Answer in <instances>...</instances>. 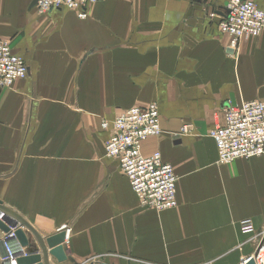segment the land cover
Wrapping results in <instances>:
<instances>
[{
	"label": "crops",
	"instance_id": "obj_1",
	"mask_svg": "<svg viewBox=\"0 0 264 264\" xmlns=\"http://www.w3.org/2000/svg\"><path fill=\"white\" fill-rule=\"evenodd\" d=\"M227 1L105 0L79 19L0 0V40L28 65L0 88V202L42 238L67 226L62 264H242L264 244V157L219 164L208 135L226 104L264 102V33L231 49ZM150 103L161 134L141 153L177 177L164 211L140 207L104 157L102 121Z\"/></svg>",
	"mask_w": 264,
	"mask_h": 264
},
{
	"label": "built area",
	"instance_id": "obj_2",
	"mask_svg": "<svg viewBox=\"0 0 264 264\" xmlns=\"http://www.w3.org/2000/svg\"><path fill=\"white\" fill-rule=\"evenodd\" d=\"M103 1L38 0L34 7L40 15L65 8L77 11L78 17L85 19L86 9ZM218 27L229 37V47L234 50L238 41L254 39L264 33V10L254 0H228ZM27 75L28 65L24 58L14 52L9 41L0 40V88H10ZM222 112L223 123L208 132L215 143L217 162L226 165L239 158L264 157V102L228 103ZM101 126L110 130L104 146L105 158L114 161L127 177L140 206L156 211L174 209L177 206L174 169L162 162L159 153L145 157L140 152L148 138L160 133L157 106L131 108L112 121H103ZM188 128L185 126L182 134L187 133ZM240 229L244 233L252 232L251 221H241ZM59 230L65 231L67 239L70 232L67 226ZM0 243V264H17L18 258L27 256V250L19 245L12 231L2 235ZM261 253H264V244L259 242L254 254L259 262ZM85 264L102 263L93 259Z\"/></svg>",
	"mask_w": 264,
	"mask_h": 264
},
{
	"label": "water",
	"instance_id": "obj_3",
	"mask_svg": "<svg viewBox=\"0 0 264 264\" xmlns=\"http://www.w3.org/2000/svg\"><path fill=\"white\" fill-rule=\"evenodd\" d=\"M38 0H33L31 7L36 5ZM228 53H231L229 50ZM0 233L6 235L13 232L14 238L19 245L27 250V256L17 259V264H53L52 259L56 264H62L67 260L66 254L63 249V242L65 240V231L59 230L55 235L42 238L32 228V226L20 215L4 206L0 202ZM25 231L31 236L34 241V247L31 251L30 241ZM261 244H263L261 242ZM247 258L243 264H255L253 258Z\"/></svg>",
	"mask_w": 264,
	"mask_h": 264
},
{
	"label": "bare ground",
	"instance_id": "obj_4",
	"mask_svg": "<svg viewBox=\"0 0 264 264\" xmlns=\"http://www.w3.org/2000/svg\"><path fill=\"white\" fill-rule=\"evenodd\" d=\"M60 9H64V10H67V11H72V10H68V9H65V8H60ZM50 11H51V10H50ZM48 12H49V11H48ZM48 12H47V13H48ZM73 12H76L77 15H78V12H77V11H73ZM47 13H46V14H47ZM39 15H40V14H39ZM43 15H45V14H43ZM79 19H80V18H79ZM150 104H155V103H150ZM150 104H149V105H150ZM155 105H156V104H155ZM147 106H148V105H147ZM147 106H145V107H147ZM156 106H157V105H156ZM145 107H133V108H145ZM130 109H131V108H130ZM157 109H158V107H157ZM128 110H129V109H128ZM125 112H126V111H125ZM123 113H124V112L118 114L117 116H119V115H121V114H123ZM158 115H159V113H158ZM117 116H115V117H117ZM115 117H114V118H115ZM114 118H113V119H114ZM113 119H112V120H113ZM112 120H110V121H112ZM103 121H108V120H103ZM103 121H102V122H103ZM101 124H102V123H101ZM159 127H160V125H159ZM101 128H102V126H101ZM183 128H184V127L181 128V134H182V129H183ZM102 129H103V128H102ZM103 130H107V129H103ZM160 134H161V129H160V133H159V135H160ZM159 135H158V136H159ZM208 135H209V134H208ZM155 137H157V136H155ZM209 137H210V136H209ZM150 138H151V137H150ZM210 138H211V137H210ZM148 139H149V138H148ZM211 139H212V138H211ZM212 140H213V139H212ZM213 141H214V140H213ZM142 145H143V144H142ZM142 145H141V148H142ZM140 152H141V150H140ZM157 153H158V152H157ZM141 154H142V153H141ZM143 156H144V155H143ZM150 156H151V155H150ZM104 157H105V154H104ZM145 157H148V156H145ZM170 166H171V165H170ZM120 172H121V171H120ZM122 174H123V173H122ZM123 175H124V174H123ZM124 176H125V175H124ZM125 177H126V176H125ZM126 178H127V177H126ZM128 181H129V180H128ZM129 184H130V183H129ZM130 188H131V187H130ZM131 190H132V189H131ZM132 192H133V191H132ZM134 195H135V194H134ZM176 202H177V201H176ZM138 203H139V202H138ZM139 206H140V204H139ZM140 207H141V206H140ZM250 257L252 258V256H250ZM250 257H248V258H250ZM259 258H260V262L258 261L257 258H253L254 261H255V264H264V253H261V254L259 255ZM246 260H247V259H246ZM246 260H245V261H246ZM245 261H244V262H245ZM244 262H243V263H244ZM243 263H242V264H243Z\"/></svg>",
	"mask_w": 264,
	"mask_h": 264
},
{
	"label": "rangeland",
	"instance_id": "obj_5",
	"mask_svg": "<svg viewBox=\"0 0 264 264\" xmlns=\"http://www.w3.org/2000/svg\"><path fill=\"white\" fill-rule=\"evenodd\" d=\"M225 12V11H224ZM220 21V20H219ZM246 40V39H245ZM240 41H242V40H240ZM240 41H238V43L240 42ZM238 45V44H237ZM255 252H256V250H255ZM255 254V253H254ZM254 254L252 255V257H254Z\"/></svg>",
	"mask_w": 264,
	"mask_h": 264
}]
</instances>
